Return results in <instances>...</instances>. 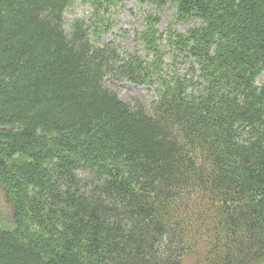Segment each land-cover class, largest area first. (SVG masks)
Returning a JSON list of instances; mask_svg holds the SVG:
<instances>
[{
	"label": "trees",
	"instance_id": "16d2710c",
	"mask_svg": "<svg viewBox=\"0 0 264 264\" xmlns=\"http://www.w3.org/2000/svg\"><path fill=\"white\" fill-rule=\"evenodd\" d=\"M145 1L177 7L165 31L144 17L152 60L68 32L74 0H0V264H264V0ZM107 75L157 90L151 110Z\"/></svg>",
	"mask_w": 264,
	"mask_h": 264
},
{
	"label": "rangeland",
	"instance_id": "374dc122",
	"mask_svg": "<svg viewBox=\"0 0 264 264\" xmlns=\"http://www.w3.org/2000/svg\"><path fill=\"white\" fill-rule=\"evenodd\" d=\"M177 7L172 3H168L159 8L151 6L145 0H122L111 7H103L98 9L92 6L86 0H74L65 11L66 29L68 32L74 31V23L81 20L85 23V27L89 32V39L93 44L109 45L112 44L119 52L125 51L137 54L145 60H152L153 55L148 53L140 34L143 33L148 23L145 20L147 13L160 16L161 21H157V26L161 30L167 29L169 23L174 20ZM102 20L112 30L109 33L98 35V27L91 26L88 20L94 18ZM200 25L199 21L189 20L187 23H177L176 27L180 31H187L190 27ZM157 48L159 49L161 61V73L170 81L178 79L183 81L187 87L192 88L184 81L187 79L196 78V73H191V59L181 52L172 49L164 38H157ZM184 56V57H183ZM259 84L264 82L261 76L258 79ZM104 85L109 90L116 92L125 102L132 106L137 101L142 102L147 110H151L152 104L157 99V90L150 88L148 85H141L129 82L127 79H115L111 76H106ZM0 227H14V222L11 216V208L6 202L4 193L0 188ZM195 261V260H194ZM190 262V261H189Z\"/></svg>",
	"mask_w": 264,
	"mask_h": 264
}]
</instances>
